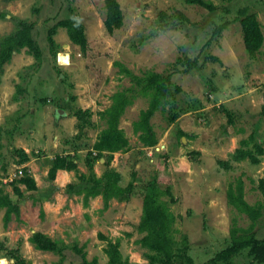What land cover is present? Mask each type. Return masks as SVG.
<instances>
[{"label": "rangeland", "instance_id": "obj_1", "mask_svg": "<svg viewBox=\"0 0 264 264\" xmlns=\"http://www.w3.org/2000/svg\"><path fill=\"white\" fill-rule=\"evenodd\" d=\"M118 1L124 25L109 34L104 26L105 0H0V35L13 31V16L30 21L44 54L37 69L26 51L16 53L2 77L0 185L11 192L19 184L25 197L20 202V221L13 217L7 228L5 210H0V247L7 240L3 245L14 248L22 239L21 254L30 264H80L83 256L108 264L106 249L118 240L122 264H151L145 256L148 250L137 244L144 234L136 226L144 186L157 178L161 188L172 193L163 199L177 217V248L187 237L195 263L210 264L231 245L234 221L242 228L251 224L228 202V189L242 177L247 202L264 201L257 188L264 178V155L257 165L234 159L238 149L252 148L251 136L264 148V45L260 53L248 56L240 25L241 12L256 13L264 32V0H205L216 6L214 11L186 0ZM71 16L85 26L89 53L84 56L66 30L58 28L54 39L59 52L54 57L48 33ZM165 22L169 26L163 31ZM225 23L223 32L215 35ZM185 58L198 59V67L190 68ZM116 62L137 76L147 71L170 75L173 88H181L176 101L179 119L169 122L170 107L152 119L158 137L155 147L143 146L133 130L149 105L148 98L140 97L120 123L129 148L117 153L92 151L105 128L99 114L110 107L117 91L132 86ZM78 109L92 113V126L80 128L74 116ZM225 109L232 112L233 124ZM179 131L184 135L180 137ZM244 141L247 144L242 145ZM67 155L87 180H80L77 171H59L56 180H49L51 160ZM24 168L36 180L37 190L28 191L18 182ZM108 170L120 174L122 187L132 184V194L124 201L112 199L108 209L101 195L91 197L85 206V191L94 185L92 180ZM69 183L75 185L77 195ZM255 231L257 239H264V217ZM36 232L57 240L59 253L37 250L29 242ZM5 263L16 264L0 257V264ZM215 264L264 263L254 261L247 249L229 262Z\"/></svg>", "mask_w": 264, "mask_h": 264}, {"label": "trees", "instance_id": "obj_2", "mask_svg": "<svg viewBox=\"0 0 264 264\" xmlns=\"http://www.w3.org/2000/svg\"><path fill=\"white\" fill-rule=\"evenodd\" d=\"M2 1L9 3L14 0ZM186 1L190 5H197L210 11L216 9V6L212 2H206L205 0ZM105 6L106 20L104 26L109 34H113L114 31L121 29L124 25L123 10L118 0H105ZM241 14L240 25L242 27L245 51L248 56L254 57L262 50L264 32L256 13L243 11ZM180 17L183 21H188L181 13ZM12 22L14 24L13 31L3 36L0 35V87L5 73V65L11 63L16 53H20L23 50L26 51L27 54L35 59L37 69L42 66L44 57L39 43L34 38V24L16 16L12 17ZM226 25L225 23L218 26L214 34L220 35L226 28ZM168 26V23L165 22L162 25L163 31ZM58 28H64L69 40L74 45L80 47L81 53L84 56L88 55L90 43L86 35L85 26L77 17L71 16L59 22L48 33L47 39L50 51L54 57L59 52L54 39ZM213 60L217 61L218 59L213 58ZM185 61L192 69L197 68L199 65L198 59L191 60L190 58H185ZM116 66L119 67L121 74L130 79L132 86L117 91L111 97L112 103L110 107L99 114L101 121L105 124V128L99 134L92 151L98 153H117L126 151L129 148V140L124 130L120 127V123L127 108L132 106L140 97L148 98L149 105L147 109L140 112L138 120L133 123V130L138 135L143 146L149 148L155 147L158 144V137L154 130L152 119L157 112H165L168 107L172 111L168 117L169 122L174 123L179 119V109L176 101L181 88L179 86L173 88L170 75L156 71H147L143 76H137L122 63L116 62ZM225 112L229 123L233 124L232 112L227 109H225ZM261 114L264 118V105L261 109ZM74 116L77 118L81 129L87 128L90 125L92 126V113L90 111L78 109L75 111ZM178 135L181 137L184 134L179 131ZM250 139L253 141L252 148H244L243 146V148L238 149L234 159L238 162L248 160L252 165H257L260 163L259 156L264 155V148L254 140L253 136ZM245 144H247L245 141L242 142V145ZM17 152L23 158H27V154L22 150L17 149ZM50 164L48 171L50 181L56 180L59 171H77V177L80 180H87L86 175L78 171V165L70 155L56 157L51 160ZM89 164L92 166L91 162ZM18 182L25 185L28 191L38 189L36 180L29 174L27 168L23 169V176ZM92 182L94 185L85 191V206H88L91 197L95 198L101 195L104 200V208L108 209L112 199L124 201L133 190L132 184L126 188L120 185V174L114 170L106 171L102 178H95ZM69 187L73 190L74 194L77 195L79 193V191L75 190L74 184L69 183ZM144 187L142 215L136 226V230L144 234L137 241V244L148 250L145 256L151 264H197L189 255L187 237L183 238L182 247L177 248V240L175 238V234L177 233L175 228L177 217L171 211L169 204L163 199L166 195L170 196L172 194L171 190L169 188L162 189L157 178L147 182ZM257 188L264 199V178L258 180ZM24 197L25 194L19 184H14L11 192H5L0 185V210H5L3 223L6 228L13 217L20 221V202ZM227 199L239 213L249 218L251 224L248 228H242L234 221L230 230L231 245L217 253L209 263L229 262L232 257L239 255L247 249H249L250 256L254 257V261L264 263V239H257L255 231L258 221L264 217V201L258 205H251L247 202L245 198V183L242 177H239L228 189ZM6 242L7 240L1 242V258L7 256L14 260L16 264H30L25 261V258L21 254L22 239L19 240L17 246L14 248L4 246L3 244ZM29 242L40 251L53 253H59L60 251L59 242L41 232L34 233L29 238ZM2 250H6L8 254L3 255ZM106 253L109 256L108 264H122L118 240L115 243H109ZM80 264H97V260L88 261L83 256V261Z\"/></svg>", "mask_w": 264, "mask_h": 264}, {"label": "bare ground", "instance_id": "obj_3", "mask_svg": "<svg viewBox=\"0 0 264 264\" xmlns=\"http://www.w3.org/2000/svg\"><path fill=\"white\" fill-rule=\"evenodd\" d=\"M5 264H7V263H5Z\"/></svg>", "mask_w": 264, "mask_h": 264}]
</instances>
